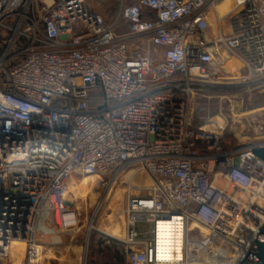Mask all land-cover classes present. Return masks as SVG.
Instances as JSON below:
<instances>
[{"label": "built area", "instance_id": "1", "mask_svg": "<svg viewBox=\"0 0 264 264\" xmlns=\"http://www.w3.org/2000/svg\"><path fill=\"white\" fill-rule=\"evenodd\" d=\"M224 1L0 0V264L16 245L41 264L46 226L79 225L72 175L129 168L152 180L127 200L129 264H162L157 224L173 216L176 264L242 263L264 222V160L222 149L190 113L200 86L264 87V0Z\"/></svg>", "mask_w": 264, "mask_h": 264}, {"label": "rangeland", "instance_id": "2", "mask_svg": "<svg viewBox=\"0 0 264 264\" xmlns=\"http://www.w3.org/2000/svg\"><path fill=\"white\" fill-rule=\"evenodd\" d=\"M116 9L117 4L113 2L105 5L103 12L108 20L113 18ZM200 87L202 90H195L198 93L190 98L193 126L220 133L221 147L226 151L264 142V87L251 91L244 87ZM258 110L263 113L259 115ZM255 113L256 120L251 118ZM132 169H127L117 180L94 176L98 178V184L93 189L87 183V176L90 175H76L80 183L67 189V200L80 208L79 225L68 229H61L55 223L47 225L50 235L42 238L41 264H129L123 243L126 222L124 206H127V195L131 190L146 192L143 185L149 179L146 171L140 168L135 174L142 186L121 191L120 188H127L131 184L127 173ZM105 179L106 184L103 183ZM77 188L82 190L80 197L74 192ZM121 223L124 231L119 234L116 226ZM152 229L151 222L143 219L136 222V230L141 238L151 239ZM21 249L24 257V248Z\"/></svg>", "mask_w": 264, "mask_h": 264}, {"label": "bare ground", "instance_id": "3", "mask_svg": "<svg viewBox=\"0 0 264 264\" xmlns=\"http://www.w3.org/2000/svg\"><path fill=\"white\" fill-rule=\"evenodd\" d=\"M49 2H51V0H49ZM229 6H230V1L226 0L222 4H220L218 8L221 12H224L229 8ZM257 113L259 115H261L263 112H261V110H258ZM257 113H255L254 115L252 114L251 118L256 120ZM203 130L211 132V133H216L214 131H210L207 129H203ZM217 134H220V133H217ZM132 170L127 173L128 178L131 181V184L127 188L126 187L120 188L121 191L125 190V189L132 188V186L141 185L139 183L137 177H136V174H135V172H137V171H135V169H132ZM87 179H88L87 183L89 184V186L92 189L95 188V185L98 184V181H97L98 178L96 179V178H94V176H91V175L87 176ZM78 183H80V182H79V179L77 178V176L72 175L70 177V179L68 180L67 189L70 187L71 188L76 187ZM151 184H152V180L149 177V179L146 180V184L143 185V187L146 189ZM83 186L86 187L84 184H83ZM81 191L82 190L79 188L75 189L74 192L77 195V197L81 196ZM132 191L133 190H131L130 192L134 193ZM130 192H129V195H130ZM129 195H127V196H129ZM65 197H66V199H68V191L66 192ZM92 198H93V196H91V198H90L91 202H92ZM124 208H125V211H127L125 206H124ZM76 209H77L78 215H79L80 208L77 207ZM120 214H121V212H120ZM124 228H125V226H124ZM116 229H117V232L119 234L122 233V231H124L123 230V223L117 225ZM190 230H191V233L193 235H197L200 231L198 226L194 223H192L190 225ZM183 238H184V226H183L182 218L180 216H173L170 219L159 222L157 224L156 236H155L157 259L159 261H161L162 264L179 263L183 257V253H182ZM19 247H20L19 245H16V247L14 248V251L12 253V256H11V258L15 264H23L22 250L20 251ZM40 249H42V246L40 247ZM41 258L42 257H40V259Z\"/></svg>", "mask_w": 264, "mask_h": 264}, {"label": "water", "instance_id": "4", "mask_svg": "<svg viewBox=\"0 0 264 264\" xmlns=\"http://www.w3.org/2000/svg\"><path fill=\"white\" fill-rule=\"evenodd\" d=\"M248 148L255 156L264 160V142L251 143ZM259 228L260 232L241 264H264V222Z\"/></svg>", "mask_w": 264, "mask_h": 264}, {"label": "crops", "instance_id": "5", "mask_svg": "<svg viewBox=\"0 0 264 264\" xmlns=\"http://www.w3.org/2000/svg\"><path fill=\"white\" fill-rule=\"evenodd\" d=\"M192 124H193V123H192ZM192 126H193V125H192ZM194 127H197V126H194ZM46 230H48V231H45V232H48V233H46L45 235H48V236H49V235H50V234H49V233H50V231H49V227L46 226ZM45 235H44V236H45ZM42 238H43V237H42Z\"/></svg>", "mask_w": 264, "mask_h": 264}, {"label": "trees", "instance_id": "6", "mask_svg": "<svg viewBox=\"0 0 264 264\" xmlns=\"http://www.w3.org/2000/svg\"><path fill=\"white\" fill-rule=\"evenodd\" d=\"M124 248H125V244H124Z\"/></svg>", "mask_w": 264, "mask_h": 264}]
</instances>
